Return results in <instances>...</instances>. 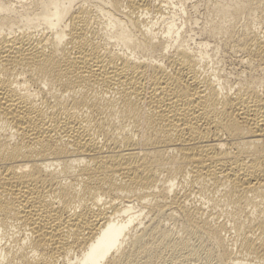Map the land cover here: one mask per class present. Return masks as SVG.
Returning a JSON list of instances; mask_svg holds the SVG:
<instances>
[{
    "label": "bare ground",
    "instance_id": "obj_1",
    "mask_svg": "<svg viewBox=\"0 0 264 264\" xmlns=\"http://www.w3.org/2000/svg\"><path fill=\"white\" fill-rule=\"evenodd\" d=\"M173 2L0 0V264H264V0Z\"/></svg>",
    "mask_w": 264,
    "mask_h": 264
},
{
    "label": "rangeland",
    "instance_id": "obj_2",
    "mask_svg": "<svg viewBox=\"0 0 264 264\" xmlns=\"http://www.w3.org/2000/svg\"><path fill=\"white\" fill-rule=\"evenodd\" d=\"M173 6L171 12L178 16L179 24L183 23L187 29L193 30L192 35L198 37V31L202 28L205 18V8L202 7V3L199 0H174ZM192 43L198 44L196 40Z\"/></svg>",
    "mask_w": 264,
    "mask_h": 264
}]
</instances>
